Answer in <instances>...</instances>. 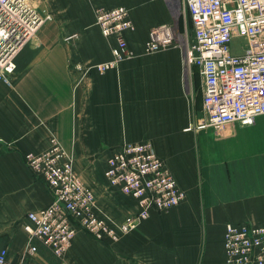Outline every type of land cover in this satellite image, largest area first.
<instances>
[{
    "label": "crops",
    "instance_id": "crops-1",
    "mask_svg": "<svg viewBox=\"0 0 264 264\" xmlns=\"http://www.w3.org/2000/svg\"><path fill=\"white\" fill-rule=\"evenodd\" d=\"M182 5L40 1L53 18L17 53L11 84L0 81V250L7 248L12 264H225L226 224L264 222V115L251 125L195 127L181 51L145 52L150 30L179 20ZM117 6L129 8L134 24L123 33L132 55L100 72L97 64L112 59L117 39L102 35L95 11ZM190 30L191 43L192 24ZM71 33L81 35L76 44L65 40ZM83 61V69L73 66ZM53 134L76 155L111 154L123 141L149 139L186 198L168 211L151 210L115 243L78 230L62 259L36 239L35 253L26 255L22 223L50 203L51 193L23 155L48 148ZM115 190L109 186L96 199L104 214L121 221L136 201Z\"/></svg>",
    "mask_w": 264,
    "mask_h": 264
},
{
    "label": "built area",
    "instance_id": "built-area-1",
    "mask_svg": "<svg viewBox=\"0 0 264 264\" xmlns=\"http://www.w3.org/2000/svg\"><path fill=\"white\" fill-rule=\"evenodd\" d=\"M192 21L193 41L186 49L189 65L202 76L204 118L201 128L225 124L251 125L264 115V0H184ZM37 0H0V81L11 84L17 53L33 39L40 26L51 18L39 11ZM96 24L104 36L117 35L113 58L97 64L100 72L116 67L131 52L122 32L133 29L129 8H99ZM175 22L158 25L149 33L145 50L155 52L174 43ZM67 39V38H66ZM243 40L239 49L232 43ZM247 43V45L245 44ZM48 154V153H47ZM56 159L59 153H51ZM33 156V155H32ZM31 164L44 176L51 193L50 203L30 211L22 223L29 235L26 255L35 253L34 239L62 256L72 244L77 227L98 238L116 241L146 219L153 208L166 210L178 205L180 190L152 141L127 142L110 159L108 174L134 196L140 210L120 225L107 223L92 210L90 189L75 175L70 163L34 156ZM225 250L231 264H264V226L229 223ZM0 264H12L7 248L0 250Z\"/></svg>",
    "mask_w": 264,
    "mask_h": 264
},
{
    "label": "rangeland",
    "instance_id": "rangeland-1",
    "mask_svg": "<svg viewBox=\"0 0 264 264\" xmlns=\"http://www.w3.org/2000/svg\"><path fill=\"white\" fill-rule=\"evenodd\" d=\"M40 1L41 0H37V3H36L39 11H41L44 14H50L51 18L47 19V21L48 20H52V18H53L52 13L48 12L47 10H42L41 7H40ZM185 8H186V5H182L181 6V13L178 16L179 20L176 19V21H175V23L177 25L179 24V30H178V34L176 36V39H175L174 43H172L168 47H164V48L160 49V51L161 50H167V49H169V50L170 49H177L178 51L179 50L181 51V59H182V64H183L184 76L186 77L187 82L189 81V83H188L189 91L187 89V92H188V100L191 102V115H192L193 123H194L193 125H195V127H198V128L201 129L200 123L202 122V120L204 118V117L201 116L202 115L201 110H202V106H203V103H202V96H203V92H202V76H201L199 68L196 65H189L188 62H187V59H186V49L188 47V44L190 43V36H191L190 24H192V21H191L190 15L187 12V9H185ZM97 10L98 9H96V11ZM96 11H95V16H96ZM95 24H96V17H95ZM39 29H38V31H39ZM133 29L124 30L122 32V36H123V33L125 31L133 30ZM38 31L36 32V34L38 33ZM36 34H35V36H36ZM113 35H111V36H113ZM114 36L116 37V39L118 41V36L117 35H114ZM34 37H33V39H34ZM105 37H107V36H105ZM108 37H110V36H108ZM66 38H65L66 41L74 39V44H76L79 41V39L81 38V35L77 34V33H71V34L67 35ZM123 38L125 39L124 36H123ZM240 43L244 44V41L240 40V41L233 42L232 43L233 48L235 50L239 49L238 46H240ZM245 44L247 45V43H245ZM260 44L262 46H264V40L260 41ZM145 46H146V44H145ZM113 47H112V49H113ZM129 49H130V47H129ZM130 51H131V49H130ZM145 52H147V51L145 50ZM112 54H113V52H112ZM108 61H104V62H101V63H105V62H108ZM83 62L84 63L76 62V63H74L73 66L76 69L81 70V69H83V67H85L84 64L87 63L86 61H83ZM98 64H100V63H98ZM210 127H212V126H210ZM205 128H207V127H205ZM143 141H151V140L147 139V140H143ZM127 142H129V141H125V142L123 141V143L118 145L116 147V149H114V151L111 154L76 155V154H72L71 152H69L62 145V143L58 139V137L53 134L50 137V145H49L48 148H46L45 150H42L40 152L28 151V152L24 153L23 157H24L25 165L30 170V172L32 173V176L34 178H36V179H41L46 185H47V183H46V180L44 179V176L40 175V173L31 165V164H35V163H33V159L36 158L34 156H42V155H46L47 156L48 155L47 159L50 160V161L56 160L58 163H61V164L70 163L75 175L84 183V185L86 187H88L90 189L89 191L91 192V194L93 196V205H92L93 212L96 215H98L99 217L104 218L107 223L109 222L111 224L120 225V224L124 223L128 218L135 216L136 213L141 208L139 203H138V201H137V199L134 196H132V194L127 193L123 189V184L121 182H114L112 180L111 176L107 172L108 169H109V165H110V159L112 157H114L120 151V148L122 147V145L124 143H127ZM139 142H142V141H139ZM134 143H136V142H134ZM154 149L156 150L155 145H154ZM51 153H59V157L56 159V157L53 154H51ZM157 155L164 161L166 167L169 169V171H170L173 179L175 180L177 186L180 188L181 191H183L185 193V196H184L183 200L181 201V202H183L185 200V198H186L185 190L179 185L174 173L172 172L171 168L167 164L166 160L164 158H162L158 153H157ZM109 186H110V188H112V190L116 189L115 191H113L116 194H121L122 193V195H124L126 198L136 201L135 202L136 209L134 208V210L128 212L127 215L124 217V219L121 220V221H118V220L114 219L113 217H110L107 214H104V211H102V209L98 206V201H97L96 197L98 195H101V192L104 193V190L107 187L109 188ZM96 194H97V196H96ZM173 207H175V206H173ZM173 207H171L169 209H166V210H161V209H157V208H153V209H156L158 211H168V210L172 209ZM153 209H151V210H153ZM150 213H151V211H150ZM149 217H150V215H149ZM148 218H146V219H148ZM146 219L140 220L139 225L136 226L135 228H133L130 232L121 233L120 238L118 240H116V241H111L110 239H107V238H101L100 239V238L92 235V233L89 232L86 228H82V227H77V232H78V230L84 231L90 237H92L93 240L95 239L96 241H102V242L111 244V243H115V242L119 241L123 236H125V235L131 233L132 231L136 230ZM228 224L229 223H227L226 226ZM232 224L247 225V226H252V227L264 226V222H262V223H253V222L243 221V222L232 223ZM226 226H225V232H226ZM225 232H224V238H223L224 263L225 264H231V263L228 262L227 256H226L227 253H226V250H225ZM28 237H29V235H28ZM73 240H72V244H73ZM72 244H71V246H72ZM71 246L68 248V250L65 252V254H63L62 256H56V257L59 258V259L64 258L66 256V254L68 253L69 249L71 248Z\"/></svg>",
    "mask_w": 264,
    "mask_h": 264
}]
</instances>
